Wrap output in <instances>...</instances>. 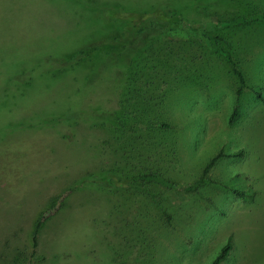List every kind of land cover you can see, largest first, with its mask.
<instances>
[{
  "label": "rangeland",
  "instance_id": "obj_1",
  "mask_svg": "<svg viewBox=\"0 0 264 264\" xmlns=\"http://www.w3.org/2000/svg\"><path fill=\"white\" fill-rule=\"evenodd\" d=\"M211 1L0 0V264H212L228 242L219 264H264L263 23L222 31L223 50L263 99L246 90L232 125L236 79L182 26L140 48L137 82L121 85L119 106L100 51L50 81L40 70L69 49L78 59L113 28L111 17L135 19V7L169 10L201 30L264 13V0ZM96 107L117 108L124 126L83 123ZM238 150L242 158L208 173L214 184L191 193L104 178L157 172L186 187L220 151ZM225 187L256 195L243 201Z\"/></svg>",
  "mask_w": 264,
  "mask_h": 264
},
{
  "label": "trees",
  "instance_id": "obj_2",
  "mask_svg": "<svg viewBox=\"0 0 264 264\" xmlns=\"http://www.w3.org/2000/svg\"><path fill=\"white\" fill-rule=\"evenodd\" d=\"M209 6L212 7H226L225 2L223 0H212ZM135 12L138 16L133 19L132 21L127 16L123 15L121 16V19L111 17L114 19V26L111 29V27L108 28L106 33L104 34L105 37H109L108 40L103 37L101 38V42H96L95 44H91V47L88 49H81L78 53L80 56H78V59L73 60L71 59V53H73L72 50L64 51L60 54H56L54 56L55 58V64L54 58L51 60L50 57H53V55H49L41 64L38 63V67H40L39 64H41V69L45 72V78L46 81H50L53 79L52 75L58 73L59 71H65L70 68V65L73 64V62L77 63L79 60L82 59H90L92 55L96 52H102V59L103 62L98 64V67L103 70L105 68V71H102L104 74H108L111 82H107L109 84H112L111 87L113 89V92H115V102L119 106L120 100L118 99L119 96V89L122 84L124 83H133L135 84L137 82V75L136 73V59L139 54L140 48L150 43L153 38H159L163 36L166 32L170 34L174 30L181 28L185 32H192L196 34L199 32V35L204 39V42L206 46L212 51L213 54L219 56L226 64H228L230 73L233 75V77L236 79L237 82V88L235 90L234 99L232 102V109L231 113L229 115V118L227 120L229 125H232L237 118L240 115V106H241V99L245 93L246 90H249L259 101L263 102V99L261 95L255 91L252 87L248 86L242 72L238 69L237 63L234 61L232 55L229 52H226L223 50L221 43L224 41L222 37V31L225 28L233 27V26H239V25H247L251 23H263L264 24V13H255L244 17H237L235 19H232L230 21H220L217 24L213 25L209 29H202L201 28H193L189 27L180 16H177L176 14L172 13L169 10L166 9H154V10H140V8H136L131 10ZM130 17V16H129ZM127 24L129 25L125 31V33H119V30L116 28L118 24ZM113 30V31H112ZM104 31V30H103ZM126 56V57H125ZM125 57V61L122 62L121 59ZM50 59V61H49ZM49 61V62H48ZM45 63V64H44ZM24 63H21L20 65H23ZM44 65L43 69L42 66ZM75 65V64H74ZM109 69V70H108ZM87 71L86 73H88ZM107 72V73H106ZM133 79V80H132ZM88 81V78L84 75L83 79L81 78L80 81L83 83H86ZM112 92V93H113ZM117 108L115 109H103L101 107H96L94 109V112L92 113V116L89 117V119L86 122H89L92 125L95 124H102V126L106 127H114L117 123L121 124V126H124V123L122 122L123 116L121 114L117 113ZM98 110V111H97ZM66 111V110H65ZM69 111V110H68ZM67 113V112H66ZM65 113V114H66ZM97 113L98 115H95ZM124 114V113H123ZM63 117V116H62ZM91 117H95L94 120H91ZM55 121V120H54ZM67 121V118H61L59 123L62 125L64 122ZM43 124H47L45 121H42ZM118 126V125H116ZM48 127V125H46ZM167 127V126H165ZM244 156L243 150H238L236 152H233L231 154L225 155L222 151H220L217 155H215L213 158L209 160L207 165L204 167L202 174L200 177L190 186L186 187H177L175 183L171 182L170 180L162 177L160 173H153V174H136L128 179H124L121 176V180L113 177V174L108 173V176H105L104 178L109 179L111 182H108V185H111V183H114L115 185H127L130 184L132 187H134L136 184L141 183H154L158 187L166 190H174V191H184L187 193L195 192L200 187H203L207 184H214L211 180L208 179L207 175L211 171V169L214 167V165L222 158L227 159H239ZM105 189H108L105 187ZM225 190L229 191L233 196L237 197L240 200H252L255 197V192L248 188L246 191H241L238 189L233 188H227L225 187ZM155 199H160L156 196ZM159 210L163 213V215L166 218L167 222H170L171 217L166 214V211L162 210V207H160V204L158 202ZM42 221L38 222L34 233H33V245L36 246V237L38 230L42 226ZM232 246L228 242L227 245L222 249L220 255L216 258V260L212 264H219L223 259H225L231 250Z\"/></svg>",
  "mask_w": 264,
  "mask_h": 264
}]
</instances>
